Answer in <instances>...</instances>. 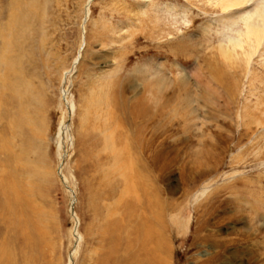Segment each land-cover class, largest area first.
I'll list each match as a JSON object with an SVG mask.
<instances>
[{"label":"rangeland","instance_id":"obj_1","mask_svg":"<svg viewBox=\"0 0 264 264\" xmlns=\"http://www.w3.org/2000/svg\"><path fill=\"white\" fill-rule=\"evenodd\" d=\"M10 1L0 0V22L8 19ZM88 1L40 0L37 29L45 43L26 71L37 102L29 114L35 131L5 134L14 151L28 152L8 167L12 151L0 150L1 178L10 169L23 185L12 224L0 196V241L19 234L16 264H112L105 233L112 217L122 218L123 205L109 194L114 180L101 172L104 118L94 107L86 123L80 118L91 97L112 99L118 91L129 102L131 140L141 126L143 144L157 137L162 264H264V92L247 93L217 49L223 28L212 18L222 12L204 0H90L85 23ZM156 74L167 85L149 92ZM63 75L70 79L65 84ZM64 89L76 111L62 99ZM143 97L149 116L139 118L133 109ZM152 116L157 122L146 123ZM65 118L68 132L59 136ZM5 124L3 117L0 128ZM28 205L36 210L31 218ZM24 223L33 226L26 232ZM28 233L35 248L21 239Z\"/></svg>","mask_w":264,"mask_h":264},{"label":"bare ground","instance_id":"obj_2","mask_svg":"<svg viewBox=\"0 0 264 264\" xmlns=\"http://www.w3.org/2000/svg\"><path fill=\"white\" fill-rule=\"evenodd\" d=\"M204 1L203 3H207L210 9L218 10L222 12V15L225 9H236L238 7L242 9L235 16L229 17V23L227 24V27L230 29L229 31H225V25H222L223 29L221 33L223 38L217 49L222 53L224 59L227 61L226 63L230 65V67L231 65L234 67L238 80L239 82H243V86L244 88L246 87L247 93H263L264 3H262L261 0H252L251 5L245 4L243 0ZM40 7V0H11L7 7L5 6L6 10L9 12L8 19L6 22H0V120L6 117V124L3 125V128H0V141L2 142L0 150H5L6 152L12 151L13 155L9 154L7 157L5 156L6 158L4 159L6 160L5 165L8 167L10 163L22 160L27 154L28 148L24 146L22 151H14L12 140L5 136L6 132L13 130L14 132L23 133L24 130L28 129L29 132L30 130L35 131L32 123L33 119L29 114L30 106L32 104H37V102H35L33 83L30 81L29 75L27 76L26 71H28L27 68L32 63L33 54L41 52L45 43L43 36L39 38L40 31L37 29L38 21L42 22V17L39 16ZM85 14L86 17L85 20L83 19V22L86 23L90 14V0L87 3ZM184 20L188 22L186 19ZM175 23L177 24L178 21ZM77 61H79V57L75 59L74 64ZM66 75H63V77H65L64 84L66 81L70 80ZM160 76L161 74H156L154 77H150V80L152 79L153 82L152 85L150 84L146 87L150 90L149 92L160 91L167 85L165 84L167 80L166 77ZM116 93L113 94L114 96L112 99H107L106 96L103 95L91 97L87 105L89 111L80 118L81 123L87 122L88 119L86 116L88 117L93 107L97 111L102 112L100 115L104 118L102 129L105 135H103L102 141L98 143L102 142L103 150L107 153V162L104 161L101 163V165H103L101 172L103 177L110 176V179L114 180L111 183L112 190L109 191V194L112 198L118 195V201L123 205L122 218L120 217L121 219L115 220L112 217L107 224L108 228L105 233V239H107L109 245L108 251L109 254H111L110 256H112L111 263L162 264L160 252L163 249L162 242L164 240V234L162 232V226L164 224V217L159 202V180L157 178V172L160 170L157 171L158 163H160L158 160L159 151L157 152L155 149L156 147H154L157 137L146 143L144 141L143 144L141 140L143 136V127L141 126L140 130L138 132L136 131L137 134L135 136L133 134V140H131L129 129H127V114H129L130 110H128L127 105H129V102L127 104V99L123 100L122 98L121 100L123 101H121L119 99L121 93H118V91ZM62 95V99L67 103L70 110L76 111V104L72 99L68 98L66 89L63 90ZM121 96L123 97V95ZM154 103L156 102L154 101ZM260 103L264 107V99L260 100ZM117 107L123 108V111L126 112V114L122 112L123 117L117 113ZM259 107L261 106L259 105ZM148 109V100L146 97H143L139 99L137 106L133 109V113L139 118H146L149 116ZM191 114H193V111H190V115ZM156 118L157 117L152 116L151 119L145 120L146 123L150 120L156 123ZM131 125L132 124H130V126ZM144 127L148 128L149 126ZM65 131L68 132L66 118L60 125L59 136L66 133ZM152 132L155 135L157 133L156 128H154ZM29 139L31 138L29 137ZM60 143L59 150L62 152L61 148L64 144L61 139ZM148 151H150V153L144 156L143 154ZM60 154L62 155V160L63 152ZM91 154L92 153H86V155ZM106 164L108 165L106 166ZM5 176L6 179H3L0 175V196L2 195L3 197L1 198L7 203V206L2 205V209L8 216L3 218L9 222L11 219L12 224L17 207L22 204V202L17 200V197L20 187L23 185H19V178L16 173L10 171V169L5 173ZM25 197L28 198L27 196ZM28 206L34 209L32 205ZM114 206L115 204L111 205L112 210L110 209V211L116 214ZM35 212V209L32 213L27 211L25 215L31 218L32 214ZM129 218L135 223L131 226L132 229H130L129 232L131 238L127 240L129 234L125 237L128 231L125 221L129 220ZM75 220L78 223L76 217ZM11 224L10 227H7V230L10 228V232L14 234L15 230ZM29 226L33 225L31 223H24L22 225L26 232L29 230ZM42 232L44 231L41 229L39 231L40 236ZM76 235L79 240L78 242H80L81 235L77 228ZM19 237V234H17V238L10 237L0 241V264H16V240L19 239ZM21 239L25 245L29 247L35 248L38 245V243L32 241V235L30 233H28L25 238L22 236ZM134 247H136L135 253L132 252ZM76 252L77 248L75 250V253Z\"/></svg>","mask_w":264,"mask_h":264},{"label":"snow or ice","instance_id":"obj_3","mask_svg":"<svg viewBox=\"0 0 264 264\" xmlns=\"http://www.w3.org/2000/svg\"><path fill=\"white\" fill-rule=\"evenodd\" d=\"M245 4L251 5L252 0H243ZM262 3H264V0H261ZM239 7L236 9H225L223 15H217L214 16L213 22L221 25H225V31H229L230 29L227 27V24L229 23V17L235 16L239 11H241Z\"/></svg>","mask_w":264,"mask_h":264}]
</instances>
